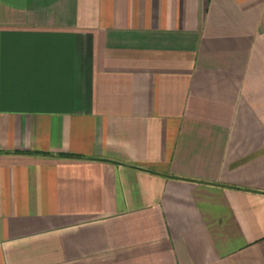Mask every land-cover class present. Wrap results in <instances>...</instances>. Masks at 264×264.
<instances>
[{
	"label": "crops",
	"instance_id": "crops-1",
	"mask_svg": "<svg viewBox=\"0 0 264 264\" xmlns=\"http://www.w3.org/2000/svg\"><path fill=\"white\" fill-rule=\"evenodd\" d=\"M0 264H264V0H0Z\"/></svg>",
	"mask_w": 264,
	"mask_h": 264
}]
</instances>
